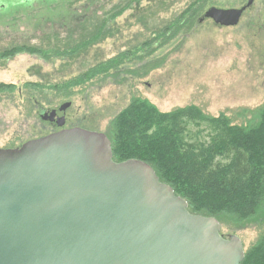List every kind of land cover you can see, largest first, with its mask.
<instances>
[{
	"label": "rangeland",
	"instance_id": "obj_1",
	"mask_svg": "<svg viewBox=\"0 0 264 264\" xmlns=\"http://www.w3.org/2000/svg\"><path fill=\"white\" fill-rule=\"evenodd\" d=\"M247 1L6 0L0 52H22L0 62V147L44 134L41 107L66 102L64 127L104 133L138 98L161 112L195 106L232 125L256 124L264 110V0H255L236 26L199 21L210 7ZM100 28L103 36L96 35ZM33 90L38 109L29 100ZM217 220L224 236L242 240L245 253L264 238V204L250 219Z\"/></svg>",
	"mask_w": 264,
	"mask_h": 264
},
{
	"label": "water",
	"instance_id": "obj_2",
	"mask_svg": "<svg viewBox=\"0 0 264 264\" xmlns=\"http://www.w3.org/2000/svg\"><path fill=\"white\" fill-rule=\"evenodd\" d=\"M240 8L200 17L239 24ZM71 102L61 105L63 114ZM57 110L45 116L51 119ZM65 115V114H64ZM59 126L65 125V116ZM237 235L188 202L149 164L116 162L104 132L65 128L0 149V264H242Z\"/></svg>",
	"mask_w": 264,
	"mask_h": 264
},
{
	"label": "trees",
	"instance_id": "obj_3",
	"mask_svg": "<svg viewBox=\"0 0 264 264\" xmlns=\"http://www.w3.org/2000/svg\"><path fill=\"white\" fill-rule=\"evenodd\" d=\"M104 34L100 28L96 35ZM257 118L252 126L232 125L223 114L212 118L195 106L161 112L138 98L118 114L106 134L116 162L136 159L152 166L188 202L191 213L243 221L264 204V110ZM242 264H264V238L246 252Z\"/></svg>",
	"mask_w": 264,
	"mask_h": 264
},
{
	"label": "flooded vegetation",
	"instance_id": "obj_4",
	"mask_svg": "<svg viewBox=\"0 0 264 264\" xmlns=\"http://www.w3.org/2000/svg\"><path fill=\"white\" fill-rule=\"evenodd\" d=\"M22 1H30V2H33L34 0H22ZM9 2H11V0H9ZM12 2L14 3V1H12ZM6 3H7L6 0H0V8L6 7L7 6ZM16 48H18V47H15V46H12L11 47L10 46V47H8L6 49H3L0 52V62H8V61L12 60L15 56L21 54L22 51H18L19 49H16ZM20 50H22V49L20 48ZM34 56H36V55H34ZM36 74L37 73L35 71L34 75H36ZM29 100L33 102V104L35 105L36 108L39 107V104H38V101H37V98H36L35 90L32 91ZM60 107H58L57 109L47 108V111L45 110V107H41V109L39 110L40 117L43 119L42 120L43 121V129L44 130H48L44 134L39 135L37 137H33V138L25 141L21 145H17V146H4V147H0V149H15V148H20V147H22L23 144H25L26 142H28L30 140L43 138V137H46V136H48V135H50L52 133L58 132V131H60L62 129H65L66 127L59 126L58 122H59V119L61 118V116H63L65 114L64 116H65V124H66V114H67V110L63 114L62 112L59 111V108ZM50 110H57V114L53 118H51V119H45V116L47 115V113Z\"/></svg>",
	"mask_w": 264,
	"mask_h": 264
}]
</instances>
